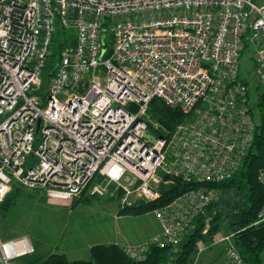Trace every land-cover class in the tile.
Instances as JSON below:
<instances>
[{
    "label": "built area",
    "instance_id": "2783aa9c",
    "mask_svg": "<svg viewBox=\"0 0 264 264\" xmlns=\"http://www.w3.org/2000/svg\"><path fill=\"white\" fill-rule=\"evenodd\" d=\"M57 26L75 45L44 88ZM249 49L264 91V5L254 0H0V206L14 185L71 204L97 174L106 183L90 195L105 197L112 184L122 208L158 200L167 176L228 180L256 132L239 65ZM154 99L187 116L168 137L149 118ZM258 181L264 188V169ZM221 197L194 189L155 210L162 237L127 254L140 261L151 245L178 246ZM233 236L220 242L230 264H245ZM34 253L26 238L0 240V264Z\"/></svg>",
    "mask_w": 264,
    "mask_h": 264
},
{
    "label": "trees",
    "instance_id": "16d2710c",
    "mask_svg": "<svg viewBox=\"0 0 264 264\" xmlns=\"http://www.w3.org/2000/svg\"><path fill=\"white\" fill-rule=\"evenodd\" d=\"M109 40H111L109 36ZM111 42L107 43L105 58L110 56ZM75 45L73 31H65L57 26L54 33L52 54L48 66L43 74L44 88L47 85L49 72L59 60L61 51ZM244 80V79H243ZM249 109L256 123L255 138L247 152L244 161L237 173L231 178L216 183L185 182L177 178H165L167 184L160 187L161 197L153 202L136 201L124 206L120 214L141 216L152 213L169 205L175 198L194 189L212 188L222 192V197L211 204L203 213L194 220L193 227L186 233L178 246L161 248L151 245L144 260H134L119 245H96L91 248L89 260L71 261L64 254H53L46 258L32 260L29 264H194L201 245L214 242L220 234L234 235V244L244 259L245 264H262L264 254V224H257L258 217L264 208V188L258 181V175L264 169V91L257 85V98L252 101L250 84ZM148 115L152 123L160 127L159 137H168L176 128L186 121L182 111L168 106L161 99H154L148 107ZM150 127L153 128V124ZM105 183L99 174L95 176L81 197L73 201V205L83 199L89 189L97 184ZM115 187L114 185L109 187ZM121 191H118L120 193ZM122 193V192H121ZM120 193V194H121ZM90 195V194H89ZM10 195L0 206L8 212L11 199ZM90 197H96L91 196ZM122 198V195H121ZM7 210V211H6Z\"/></svg>",
    "mask_w": 264,
    "mask_h": 264
},
{
    "label": "rangeland",
    "instance_id": "374dc122",
    "mask_svg": "<svg viewBox=\"0 0 264 264\" xmlns=\"http://www.w3.org/2000/svg\"><path fill=\"white\" fill-rule=\"evenodd\" d=\"M254 1L259 5H264V0ZM239 65L241 77L251 86V98L255 103L259 82L255 74L252 49L244 51ZM157 128L160 130L158 125ZM152 132L147 134L146 140L155 143L157 137L154 135V131ZM127 181L129 182L128 176L124 178V182ZM110 186L112 184L108 187ZM116 189L115 187L112 189L114 199L107 197L109 193L104 198H93L88 192L74 205L73 202L67 204L70 206L55 205L58 204L57 202H51L52 205L46 204L45 199L38 197L42 196L41 194L27 188L20 194L11 193L9 213L3 214L0 211V240L8 242L26 238L33 246L37 247L39 256L43 257L58 248V252L55 253L66 251L69 254V251L72 250L71 253L77 257L76 259H90L86 248L89 244L99 240L108 242L107 239H113V234H116L114 213L119 210L120 202L122 206V198L117 194ZM144 220L137 219L133 224L138 226L145 223ZM122 229L129 234L133 231L128 230L126 226L124 228L123 225ZM225 249H227V244L222 243L214 247L213 252L224 255ZM262 259V264H264V254ZM29 261L30 257H22L11 260L9 264H29Z\"/></svg>",
    "mask_w": 264,
    "mask_h": 264
},
{
    "label": "crops",
    "instance_id": "0c3cea01",
    "mask_svg": "<svg viewBox=\"0 0 264 264\" xmlns=\"http://www.w3.org/2000/svg\"><path fill=\"white\" fill-rule=\"evenodd\" d=\"M26 188H23L21 186L18 185H14L13 187V191L11 193H16V194H20L21 191L25 190ZM112 189H114V187L110 188L109 190V194L107 195V197L114 199L115 197L112 196L113 195V191ZM38 194H41L42 196H38L39 198L41 197L43 200L45 199V203L46 204H51L52 203L48 200V198L46 197L45 193L41 190V189H37L36 190ZM116 191V190H115ZM118 192V191H116ZM32 193V192H31ZM121 193V192H120ZM117 193L119 194V196L121 197L122 193ZM11 195V194H10ZM118 196V197H119ZM96 198V197H93ZM100 198H104V197H100ZM118 200V199H117ZM136 202V201H135ZM55 205H63V206H70V205H66V204H55ZM6 206H4L5 209ZM9 210L8 212H4V209H0V211L4 214H8L10 211V206L8 207ZM122 209L121 206V202H120V206H119V210L116 211V213H114V224L116 225V229L115 232L116 234H113V239H107V241H97L94 242L92 244H89L86 248L91 256V248L96 246V245H119L120 247L124 248V249H128V248H135L141 245H146V244H152L153 241L155 240V238L158 237H162L163 234V229H162V225L160 223V220L158 219V217L156 216V214L154 212L152 213H148L145 215H141V216H133V215H122L120 214V211ZM7 211V210H6ZM145 219V223H142L138 226H135L133 223H136L135 220L137 219ZM121 222V223H120ZM122 225L126 226V228L131 229L133 231H131L132 233L129 234L126 231H124V229H122ZM142 225V226H141ZM113 233V232H111ZM228 236L227 234H220L218 237H216V239L214 240V242H209V243H205L201 245V249L199 252V255L195 261L194 264H230L229 260L227 258L226 255V249L224 250V255H220L217 252H213V248L216 246H219V244L225 243L226 242H220V240L225 237ZM234 242V241H233ZM35 248V253L33 255L27 256L30 257V261L35 260V259H40V258H48L49 256L56 254L55 252H58V248L54 249L52 253H48L47 255L43 256H39V252L36 246H34ZM63 253H59V254H64L65 256L68 257V259H70L71 261H76V260H84V259H76L77 257H75L74 254H72V250L68 252L66 251H62ZM85 260H89L85 259Z\"/></svg>",
    "mask_w": 264,
    "mask_h": 264
},
{
    "label": "water",
    "instance_id": "95a60500",
    "mask_svg": "<svg viewBox=\"0 0 264 264\" xmlns=\"http://www.w3.org/2000/svg\"><path fill=\"white\" fill-rule=\"evenodd\" d=\"M40 125H41V120H39L38 123H37V128L38 129H39Z\"/></svg>",
    "mask_w": 264,
    "mask_h": 264
}]
</instances>
